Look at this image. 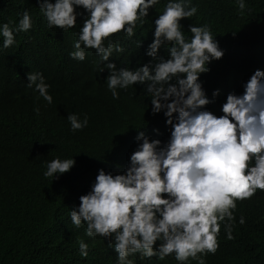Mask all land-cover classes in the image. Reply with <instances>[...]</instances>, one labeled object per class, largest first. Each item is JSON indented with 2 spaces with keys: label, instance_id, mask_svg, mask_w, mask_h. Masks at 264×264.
Segmentation results:
<instances>
[{
  "label": "clouds",
  "instance_id": "clouds-1",
  "mask_svg": "<svg viewBox=\"0 0 264 264\" xmlns=\"http://www.w3.org/2000/svg\"><path fill=\"white\" fill-rule=\"evenodd\" d=\"M160 0H38L48 28L67 31L82 24L69 56L85 59V49H94L104 68L107 89L116 99L118 90L140 84L150 94L151 113H162L168 138H150L144 127L136 128L135 149L122 172L97 170L90 188L81 194L79 204L70 209L73 225H85V235L108 238L116 252V264H134L141 258L173 255L178 264L189 258L204 264L205 253H215L221 222L228 239L237 201L264 191V69L256 68L242 83L243 91H230L220 105V115L205 106L201 73L208 72L212 60L223 56L207 24L188 25L184 35L182 18L197 12L192 0H166L152 23L153 39L145 49L150 57L135 67H117L109 60L113 51H123L109 37L134 34ZM241 11L245 0H236ZM82 8L83 13L78 9ZM33 18L25 9L15 24L0 23V47L15 44L16 32L32 28ZM141 43V42H140ZM164 46L167 56L159 54ZM26 87L33 88L51 104L50 85L40 72H27ZM220 93L213 89L212 98ZM71 131L88 125V117L75 112L66 115ZM135 128V127H134ZM153 132L159 133L158 128ZM75 164L74 157H54L46 164L45 177L58 178ZM239 223H244L241 216ZM158 242V243H157ZM81 257H87L88 244L78 241ZM198 254L200 256L198 257Z\"/></svg>",
  "mask_w": 264,
  "mask_h": 264
},
{
  "label": "trees",
  "instance_id": "trees-1",
  "mask_svg": "<svg viewBox=\"0 0 264 264\" xmlns=\"http://www.w3.org/2000/svg\"><path fill=\"white\" fill-rule=\"evenodd\" d=\"M165 2L150 8L131 37H109L123 48L109 57L117 67L131 68L151 59L145 49L153 39L152 20ZM192 3L197 12L181 19L184 35H191L190 23L207 24L223 49V56L200 75L212 99L205 107L220 115L226 94L242 92L252 71L264 69V0H245L243 11L236 0ZM38 6V0H0V23L15 24L25 9L33 18L31 29L14 33L13 46L0 47V264H116L108 238L86 236L83 223H71L70 209L89 190L98 169L124 170L136 147V128L144 127L150 138L165 141L168 126L162 113H151L150 94L140 84L118 90L116 99L111 96L105 80L108 69L99 72L104 62L94 49H85L83 61L68 55L84 16L78 15L77 25L67 31L48 28ZM78 11L83 13L82 8ZM159 54L166 57L167 49L161 46ZM27 72L43 74L51 104L26 87ZM217 88L220 93L212 98ZM69 112L87 115L88 125L71 131ZM54 157H74L75 164L58 178L45 177L46 164ZM236 203L232 238L221 222L219 246L215 253L203 255L204 264H264V191L258 189ZM79 240L88 244L87 257L80 256ZM130 259L134 264H178L173 255L159 259L137 253ZM187 264H197V259L189 258Z\"/></svg>",
  "mask_w": 264,
  "mask_h": 264
}]
</instances>
